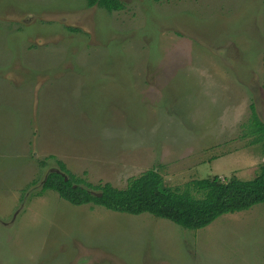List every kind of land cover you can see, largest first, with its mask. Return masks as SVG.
I'll return each instance as SVG.
<instances>
[{"label": "rangeland", "instance_id": "1", "mask_svg": "<svg viewBox=\"0 0 264 264\" xmlns=\"http://www.w3.org/2000/svg\"><path fill=\"white\" fill-rule=\"evenodd\" d=\"M121 1L0 0V264H264V204L192 231L31 185L48 156L120 189L264 163V0Z\"/></svg>", "mask_w": 264, "mask_h": 264}, {"label": "trees", "instance_id": "2", "mask_svg": "<svg viewBox=\"0 0 264 264\" xmlns=\"http://www.w3.org/2000/svg\"><path fill=\"white\" fill-rule=\"evenodd\" d=\"M84 1L88 8L98 7L108 13L125 8L121 0ZM250 111L244 136L252 137L250 144L261 143L264 149V123L253 105ZM39 166L45 171V175L41 180L31 183L32 186L39 184L37 196L51 191L73 206L94 205L129 215L146 213L192 231L208 226L224 214L264 204V163L252 179L232 177L221 180L218 176H213L191 180L181 188L166 186L161 174L155 168H150L130 177L126 186L121 189L110 183H89L84 177L72 174L65 163L53 156L40 160Z\"/></svg>", "mask_w": 264, "mask_h": 264}]
</instances>
